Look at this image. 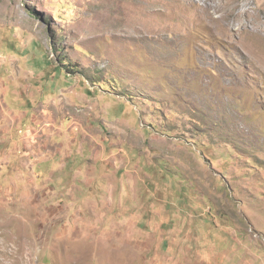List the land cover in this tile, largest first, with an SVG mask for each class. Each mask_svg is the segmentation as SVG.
I'll return each instance as SVG.
<instances>
[{
    "label": "rangeland",
    "instance_id": "rangeland-1",
    "mask_svg": "<svg viewBox=\"0 0 264 264\" xmlns=\"http://www.w3.org/2000/svg\"><path fill=\"white\" fill-rule=\"evenodd\" d=\"M0 86L87 179L0 151V264H264V0H0Z\"/></svg>",
    "mask_w": 264,
    "mask_h": 264
},
{
    "label": "crops",
    "instance_id": "crops-1",
    "mask_svg": "<svg viewBox=\"0 0 264 264\" xmlns=\"http://www.w3.org/2000/svg\"><path fill=\"white\" fill-rule=\"evenodd\" d=\"M5 94V88L0 86V151L4 152V155L8 154L10 163H13L20 174H26L21 175L22 185L27 187L28 192L33 190L37 197H42L39 199L40 202L44 201L46 195L50 198L55 197L58 203L75 201L77 197L87 195L86 176L84 179L79 175L76 176L80 167L69 161L68 155L71 151H59L58 145L57 151H54V136L58 135V124L51 122L47 124L48 130H45L43 125L37 129L36 113L28 119L29 111L24 109L27 106H18V100L9 105ZM26 122L27 125H25ZM61 127L65 130L69 124L64 128L61 123ZM22 151L24 156L20 158L18 155ZM24 159L26 162H22ZM55 159L58 164L60 162L61 164L59 166L54 164L52 169L46 168L45 170L44 164ZM1 168L2 166L0 170ZM2 182L0 180V187H2ZM9 186L16 188L11 183Z\"/></svg>",
    "mask_w": 264,
    "mask_h": 264
}]
</instances>
